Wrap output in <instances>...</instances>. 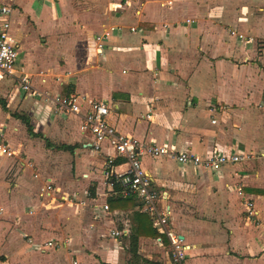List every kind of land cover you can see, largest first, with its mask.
Instances as JSON below:
<instances>
[{"label":"crops","instance_id":"1","mask_svg":"<svg viewBox=\"0 0 264 264\" xmlns=\"http://www.w3.org/2000/svg\"><path fill=\"white\" fill-rule=\"evenodd\" d=\"M168 1L0 0L19 47L15 74H0V135L15 152L0 155V264L171 262L167 236L107 177L114 150L95 152L80 117L54 113L74 93L108 104L137 140L253 156L217 172L142 163L187 264H264V0ZM112 27L99 53L95 35Z\"/></svg>","mask_w":264,"mask_h":264},{"label":"built area","instance_id":"2","mask_svg":"<svg viewBox=\"0 0 264 264\" xmlns=\"http://www.w3.org/2000/svg\"><path fill=\"white\" fill-rule=\"evenodd\" d=\"M170 0L167 5L171 7ZM13 12L11 7H2V15H10ZM187 23H191L187 20ZM10 22L3 23L0 28V74L13 76L16 72V65L19 59V47L10 35ZM116 31V27L109 28L102 33L95 35V43L99 53L105 49L106 42ZM132 32H137L136 27L131 28ZM231 35L243 39V35H238L235 31ZM22 89L31 92V79L27 75L20 78ZM54 102V113L73 115L81 118L80 130L82 134L91 137V147L97 153L104 149L105 145L114 150V155L107 158L106 175L120 185V195L123 198L135 197L140 202V211L151 216L152 222L159 234L166 235L171 247L170 264H187L189 246L179 234L172 230L169 212L163 211L161 207V194L153 187L152 180L143 168V159L152 157L159 159L169 157L175 159L181 165H191L211 172H217L226 165H234L239 162L248 161L253 158L251 155L227 154L213 151L208 156H201L190 151H179L176 147L158 145L155 140L140 141L135 138L119 133L110 123L108 117L110 108L103 101L88 100L78 94L59 96L52 99ZM213 123H216L214 121ZM15 154L13 149L0 135V155L11 157ZM117 158L123 159L119 167H125L123 171H113ZM47 189L53 190L52 185ZM247 212L255 215L250 205H247ZM109 206L103 207L104 211H109ZM114 236L122 235L121 232H113ZM77 264V263H74Z\"/></svg>","mask_w":264,"mask_h":264},{"label":"trees","instance_id":"3","mask_svg":"<svg viewBox=\"0 0 264 264\" xmlns=\"http://www.w3.org/2000/svg\"><path fill=\"white\" fill-rule=\"evenodd\" d=\"M0 104H1V106L5 109L6 108V105L4 104V103H1L0 102ZM15 116H17L18 117V115H15ZM19 118H21V119H23V121L24 122H26L27 123V125L29 126V124H28V122H27V119H25L24 117H19ZM123 162V161H122ZM121 163V161H116L114 164L115 165H118V164H120ZM108 171H109V169H107ZM156 236L158 235V233H156L155 234ZM136 239H133V243H136ZM136 246V245H135ZM133 252L135 253L136 252V249L135 248H133Z\"/></svg>","mask_w":264,"mask_h":264},{"label":"rangeland","instance_id":"4","mask_svg":"<svg viewBox=\"0 0 264 264\" xmlns=\"http://www.w3.org/2000/svg\"><path fill=\"white\" fill-rule=\"evenodd\" d=\"M33 261H35V262L38 263V264H49V260L46 261V262H44V260H42V262H41L40 259L34 258V259H32V262H33Z\"/></svg>","mask_w":264,"mask_h":264}]
</instances>
